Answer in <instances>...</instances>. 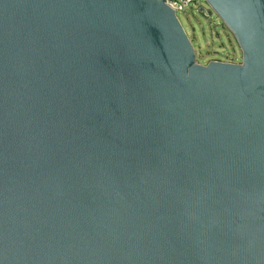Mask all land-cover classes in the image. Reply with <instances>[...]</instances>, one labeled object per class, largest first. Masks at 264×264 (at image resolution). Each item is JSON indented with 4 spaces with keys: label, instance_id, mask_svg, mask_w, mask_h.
Segmentation results:
<instances>
[{
    "label": "water",
    "instance_id": "1",
    "mask_svg": "<svg viewBox=\"0 0 264 264\" xmlns=\"http://www.w3.org/2000/svg\"><path fill=\"white\" fill-rule=\"evenodd\" d=\"M204 1L241 63L166 0H0V264H264V0Z\"/></svg>",
    "mask_w": 264,
    "mask_h": 264
},
{
    "label": "rangeland",
    "instance_id": "2",
    "mask_svg": "<svg viewBox=\"0 0 264 264\" xmlns=\"http://www.w3.org/2000/svg\"><path fill=\"white\" fill-rule=\"evenodd\" d=\"M200 8L207 13L200 12ZM209 6L200 0L185 13L178 15L196 51L200 64L212 61L241 63L242 52L229 29L215 15L209 14Z\"/></svg>",
    "mask_w": 264,
    "mask_h": 264
},
{
    "label": "built area",
    "instance_id": "3",
    "mask_svg": "<svg viewBox=\"0 0 264 264\" xmlns=\"http://www.w3.org/2000/svg\"><path fill=\"white\" fill-rule=\"evenodd\" d=\"M166 1L168 4L176 8L175 12H176V16L178 17L180 13H185L189 8H191V6L195 5L200 0H166ZM203 10L205 13H207L205 9Z\"/></svg>",
    "mask_w": 264,
    "mask_h": 264
}]
</instances>
